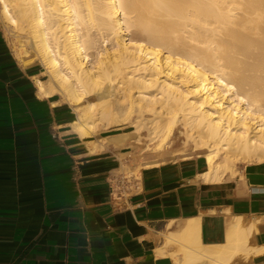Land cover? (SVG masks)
<instances>
[{"label": "crops", "instance_id": "1", "mask_svg": "<svg viewBox=\"0 0 264 264\" xmlns=\"http://www.w3.org/2000/svg\"><path fill=\"white\" fill-rule=\"evenodd\" d=\"M36 78L0 13V264H264V161L219 182L197 157L145 165Z\"/></svg>", "mask_w": 264, "mask_h": 264}, {"label": "bare ground", "instance_id": "2", "mask_svg": "<svg viewBox=\"0 0 264 264\" xmlns=\"http://www.w3.org/2000/svg\"><path fill=\"white\" fill-rule=\"evenodd\" d=\"M0 13L46 74L40 93L79 106L82 133L128 123L115 106L128 98L159 104L163 143L180 121L208 182L264 161V0H0Z\"/></svg>", "mask_w": 264, "mask_h": 264}, {"label": "rangeland", "instance_id": "3", "mask_svg": "<svg viewBox=\"0 0 264 264\" xmlns=\"http://www.w3.org/2000/svg\"><path fill=\"white\" fill-rule=\"evenodd\" d=\"M4 25L8 37L13 43V46H19L22 41V38L19 35L17 36L15 34V31L11 27L7 26L5 23ZM116 94L118 97L120 96L119 92ZM136 103H138L139 105ZM136 103L131 109V105H129L130 101L128 98H122L119 101L115 102V106L118 108L121 114H123L124 117H128L126 120V122L128 123L122 125L117 129H111L106 131L122 132L127 138H129L131 140L132 147L137 152H139L142 158H144L145 165L160 161L183 159V155L193 154V158L197 157L202 160V165L203 167H205V161L203 157L204 152H199L200 155H198V153L194 151V142L190 137L186 136L187 134L186 132H184V128L181 125L180 121L177 123V126L175 127L171 136L167 139L165 143H163L160 141L159 138H152V135L150 133L151 129L153 128L155 116H157L158 114H162V110H160L159 104H151L152 107L151 105H149L151 109H153L154 107L152 111L149 106H146V108H144V106H140L141 103ZM147 107L149 108V110L147 109ZM166 116L167 115L164 114L160 116L163 122L168 119H166ZM115 142L123 144L124 139L118 138L115 140ZM245 163L246 162L240 161L238 162L237 166L243 165Z\"/></svg>", "mask_w": 264, "mask_h": 264}]
</instances>
